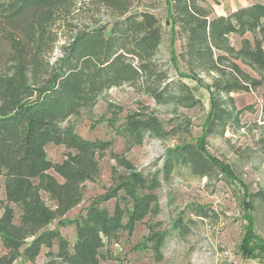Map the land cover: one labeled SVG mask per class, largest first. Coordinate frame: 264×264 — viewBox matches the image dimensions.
Masks as SVG:
<instances>
[{
	"label": "trees",
	"instance_id": "16d2710c",
	"mask_svg": "<svg viewBox=\"0 0 264 264\" xmlns=\"http://www.w3.org/2000/svg\"><path fill=\"white\" fill-rule=\"evenodd\" d=\"M166 1L168 22L184 34L197 67L216 74L210 85L214 91L209 126L196 143L181 141L169 148L161 169L121 175L113 190L94 199L72 221L76 235L71 245L58 228L47 227L82 201L85 182L100 172L96 154L113 143L79 135L69 120L92 110L106 89L123 83L157 102L173 96L175 90L179 95L186 93V85L171 79L169 68L156 57L162 26L154 13L135 10L141 0H0V186L4 184L7 200L20 210L18 223L11 205L0 216L5 249L0 264H15L19 259L34 262L45 247L49 249L47 264H101L106 240L123 229L132 230L156 209L160 172L168 179L177 165H184L197 175H212L214 168L234 178L230 166L207 150L205 139L213 126L231 116L216 94L261 84L231 56L242 58L264 77V3L211 16L200 0ZM78 3L105 9L109 18L78 25L72 20ZM62 31L69 34L59 56L52 58ZM247 31L256 34L254 42L244 39L235 51L230 35ZM125 124L123 132L137 140L146 133L165 139L186 128L167 129L156 115L141 112L129 115ZM48 144L65 145L66 157L52 161ZM42 191L56 201L55 207L44 200ZM113 197L117 203L110 210L103 202ZM249 225L244 251L264 252V239L254 233L252 221ZM166 236L153 235L157 252ZM253 238L257 241L251 244Z\"/></svg>",
	"mask_w": 264,
	"mask_h": 264
},
{
	"label": "rangeland",
	"instance_id": "374dc122",
	"mask_svg": "<svg viewBox=\"0 0 264 264\" xmlns=\"http://www.w3.org/2000/svg\"><path fill=\"white\" fill-rule=\"evenodd\" d=\"M256 2L264 3V0H200L199 3L215 16L227 15ZM79 4L72 15L78 25L109 18L110 13L105 9ZM144 9L154 13L162 26L163 40L156 57L169 68L171 79L186 85L187 92L179 95L175 90L173 96L157 102L134 85L123 83L106 89L92 110L69 120L79 135L113 143L110 149L96 154L100 172L85 182L82 201L47 227L58 228L71 245L76 235L72 221L84 214L94 199L113 190L121 175L133 170L148 174L161 169L169 148L181 141L196 143L209 126L214 91L210 85L216 74L197 67L184 34L178 28L172 29L168 22L166 0H141L135 10ZM60 33L52 58L59 56L69 34ZM255 36L251 31L233 33L229 40L238 51L244 39L254 42ZM231 59L244 72L261 81L256 88L216 94L220 105L227 108L231 116L224 124L213 126L205 144L212 155L230 166L234 178L228 179L214 168L212 175H197L184 165H177L168 179L160 172L156 209L136 222L132 230L123 229L116 237L107 239L101 264H264V252L253 248L248 253L242 247L250 221L254 233L264 239V77L235 54ZM135 112L156 115L167 129L175 125L186 128L181 126L165 139L146 133L137 140L123 132L129 115ZM46 151L52 161L58 162L69 150L65 145L48 144ZM119 194L122 195V191ZM42 196L55 207L56 201L48 192L42 191ZM116 203L117 198L113 197L103 205L113 210ZM6 205L14 207L18 223L19 207L7 200L2 183L0 216ZM178 221L180 226L175 227ZM156 233L167 235L161 252L154 249L152 237ZM254 241L256 238L250 243ZM53 250H58L57 245ZM4 251L0 240V255ZM48 251L43 248L34 262L19 259L15 264H47Z\"/></svg>",
	"mask_w": 264,
	"mask_h": 264
}]
</instances>
